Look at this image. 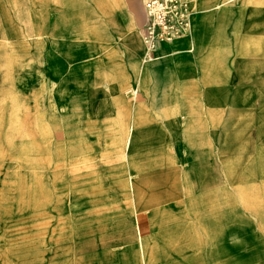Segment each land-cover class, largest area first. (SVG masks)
Returning a JSON list of instances; mask_svg holds the SVG:
<instances>
[{
  "label": "rangeland",
  "instance_id": "rangeland-1",
  "mask_svg": "<svg viewBox=\"0 0 264 264\" xmlns=\"http://www.w3.org/2000/svg\"><path fill=\"white\" fill-rule=\"evenodd\" d=\"M35 3L0 0V264H99L131 213L264 183V58L181 91L146 51L58 56L24 29Z\"/></svg>",
  "mask_w": 264,
  "mask_h": 264
},
{
  "label": "crops",
  "instance_id": "crops-1",
  "mask_svg": "<svg viewBox=\"0 0 264 264\" xmlns=\"http://www.w3.org/2000/svg\"><path fill=\"white\" fill-rule=\"evenodd\" d=\"M35 1L24 29L58 56L112 45L145 51L146 0ZM195 10L192 34L156 51L157 70L162 65L187 73L181 91L224 90L217 86L234 73L238 58H264V0H196ZM121 130L127 131L124 118ZM252 185L259 190L243 202L238 189ZM194 200L190 209L164 205L131 213L136 242L123 246L115 239L99 264H264V183L240 185L225 199Z\"/></svg>",
  "mask_w": 264,
  "mask_h": 264
},
{
  "label": "built area",
  "instance_id": "built-area-1",
  "mask_svg": "<svg viewBox=\"0 0 264 264\" xmlns=\"http://www.w3.org/2000/svg\"><path fill=\"white\" fill-rule=\"evenodd\" d=\"M196 0H146V20L141 36L145 51L155 57L163 44H170L181 37L190 36Z\"/></svg>",
  "mask_w": 264,
  "mask_h": 264
}]
</instances>
